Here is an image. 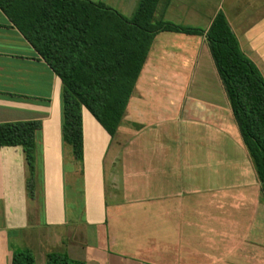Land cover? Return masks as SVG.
I'll list each match as a JSON object with an SVG mask.
<instances>
[{"label":"crops","instance_id":"obj_1","mask_svg":"<svg viewBox=\"0 0 264 264\" xmlns=\"http://www.w3.org/2000/svg\"><path fill=\"white\" fill-rule=\"evenodd\" d=\"M217 2V7L208 15L207 29L215 16L222 12L238 40L240 50L264 79V0ZM198 38L200 44L199 55L194 63L196 69L201 68V54L207 50L204 38ZM153 44L121 125L130 111L134 115L142 113L139 87L144 81L146 84L152 81L149 78L151 69L161 64L162 55L151 54ZM190 69L194 70V67L190 65ZM190 92L187 98L191 97ZM62 96L60 79L0 11V124L41 122L42 126L37 136L36 169L31 195L28 192V169L22 148H0V264H12L13 253L24 249L31 251L35 264H46L50 251L65 252L69 259L84 264H154L122 255V249L129 250L132 243L129 239H123L120 229L109 227L105 161L122 126L111 140L94 117L82 108L83 160L76 162L70 147L63 140ZM207 105L212 109L202 114L200 120L196 119L195 114L186 118L185 112L182 115L178 112V118L196 124L200 129L198 135L204 133L206 139L218 137L219 134L226 137L229 133L232 135L233 132L227 128L231 120L224 102L209 99ZM154 128L148 131L143 129L122 151L120 171L124 201L127 202L125 206L145 205L147 212H153L152 216H163L162 220L147 223V242H150L151 237L160 238L156 242V249L162 247L164 251L170 252V248L175 247H171L170 243L178 241L180 259L182 245L188 237L196 240L199 231L193 228L196 224L186 229L184 224L176 221L175 218L187 207L188 203L183 201L186 194L181 190L173 191L166 180V169L160 171V178L157 179V171L151 166L149 158L153 153L150 154L145 146L151 141L148 133ZM234 144L238 148L237 142ZM237 148L235 150L239 152ZM237 176L231 189L243 188L247 193L246 196L241 193L236 196L237 191L232 192L233 199L230 202L233 208L236 206L239 209L233 210L236 213L245 208L257 216L255 208L260 206V200L254 202L250 193L253 187L258 189L259 184L254 180L247 160L243 161L242 171ZM193 179H197L195 174ZM221 188L228 190L227 187L214 186L208 192H219ZM111 199L112 213H120L123 206L116 204L114 196ZM244 231L240 232V240L256 242L248 237L251 231L245 228ZM260 232L264 239V231ZM151 248L148 246L147 249ZM141 249L137 247V250ZM152 250L154 248L150 252Z\"/></svg>","mask_w":264,"mask_h":264},{"label":"rangeland","instance_id":"obj_2","mask_svg":"<svg viewBox=\"0 0 264 264\" xmlns=\"http://www.w3.org/2000/svg\"><path fill=\"white\" fill-rule=\"evenodd\" d=\"M93 1L101 2L126 19H131L140 0ZM217 3V0H172L164 11L165 0H162L157 6L154 21L206 30L208 15L217 7ZM199 44L198 37L173 33L159 34L154 41L151 54H161V64L151 69L152 75L149 78H152V81L149 80L147 84L142 81L143 84L139 87L142 113H128V118L121 125V132L114 140L105 161L109 227L120 229L123 239H129L132 243L129 250L122 249V255L146 263L264 264V239L260 235V231H264V200L260 189L253 187L250 194L254 202L260 200V206L255 208L257 216H253L254 213L245 208L235 213L234 210L239 209L236 206L233 208L230 202L233 199V191H237L236 196L240 195L239 193L246 196L247 191H243L245 189L235 190L230 187L236 178L238 179L237 175L242 171L244 160L250 163L256 182L257 179L238 128L231 117L229 103L207 46L205 53L201 54V68H195ZM190 65L194 70L190 69ZM143 77L145 79L144 75ZM188 91H191L190 98H187ZM209 99H219L228 108L231 124L227 128L233 132L232 135L229 133L226 137L219 134L218 137L206 139L204 133L198 135L200 129L196 124L188 123L184 118L179 120L178 112L180 115L185 112L186 118L195 114L196 119L200 120L202 114L212 109L207 105ZM132 114L134 118L131 124ZM153 127L155 128L150 129L148 133L151 141L145 146L150 154L153 153L149 158L151 166L157 171V179L160 178V171L166 169V180L170 182L173 191L181 190L186 194L183 201L188 203L187 207L175 218L176 221L184 224L186 229L191 224H196L193 228L199 231L197 241L188 237L182 245L180 259L178 241L170 243L171 247L175 246L170 248V252L164 251L162 247L156 249V242L160 241V238L151 237L150 242H147V223L162 220V215L152 216L153 212H147L145 205L125 206L127 202L124 201V185L120 171L122 151L143 129ZM236 142L239 149L233 145ZM194 174L197 176L196 180L193 179ZM214 186L227 187L229 191L221 188L219 192H208L209 188ZM113 196L116 204L123 206L120 213H112ZM244 228L251 231L248 237L256 242L240 240V232H246ZM139 246L141 250H137ZM148 246L154 250L150 252L152 248L148 250ZM163 255H167L165 259L162 258Z\"/></svg>","mask_w":264,"mask_h":264},{"label":"trees","instance_id":"obj_3","mask_svg":"<svg viewBox=\"0 0 264 264\" xmlns=\"http://www.w3.org/2000/svg\"><path fill=\"white\" fill-rule=\"evenodd\" d=\"M162 0H140L131 19L89 0H0V11L60 79L63 140L83 160L82 108L116 137L127 104L157 35L203 37L224 89L242 144L264 200V79L242 53L219 12L207 30L154 21ZM172 0H165L166 11ZM41 122L0 124V148H22L28 192L34 188ZM12 264H35L30 250L13 253ZM46 264H84L50 251Z\"/></svg>","mask_w":264,"mask_h":264}]
</instances>
